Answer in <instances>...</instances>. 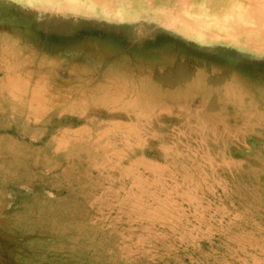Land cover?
<instances>
[{"label": "rangeland", "instance_id": "374dc122", "mask_svg": "<svg viewBox=\"0 0 264 264\" xmlns=\"http://www.w3.org/2000/svg\"><path fill=\"white\" fill-rule=\"evenodd\" d=\"M0 264H264V0H0Z\"/></svg>", "mask_w": 264, "mask_h": 264}]
</instances>
